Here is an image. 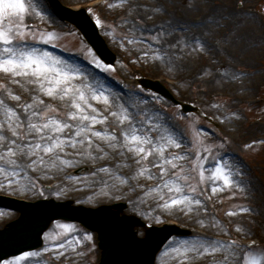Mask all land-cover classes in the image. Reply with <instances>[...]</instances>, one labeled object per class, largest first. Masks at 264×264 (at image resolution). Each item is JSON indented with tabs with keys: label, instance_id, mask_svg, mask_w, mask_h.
<instances>
[{
	"label": "rangeland",
	"instance_id": "rangeland-1",
	"mask_svg": "<svg viewBox=\"0 0 264 264\" xmlns=\"http://www.w3.org/2000/svg\"><path fill=\"white\" fill-rule=\"evenodd\" d=\"M62 1L73 6L87 7L94 19L100 21L101 34L118 55L110 73H104L89 63L90 59H96L97 63L100 59L80 32L74 26L64 23L52 11L49 2L44 7L41 0H26L30 5L28 12L12 13L10 22L19 25L20 30H23L25 24L33 22L34 28L31 31L46 38L52 32L54 36L46 47L77 67H82L85 73H91L92 76H85V79L95 77L94 86L107 94L136 103L143 99L168 114L183 116L181 124L189 117L197 118L195 123L190 122L188 126V136L199 131L197 125L203 126V135L195 148L189 144L186 136L182 149L173 147L169 151L176 155H182V150L204 153L210 151L215 161L232 170V178L239 180L240 184L228 186L222 180L214 182L211 179L213 169L210 163L206 166L203 177L198 171L191 172L189 176V183L197 188L198 193L203 194L202 204L192 205V211L186 205L169 206L165 210L162 205L174 194L157 190L161 174L158 169L151 167L153 157H148L141 165H135L113 153L94 165L90 162L74 165L72 161L78 157L72 153L84 150L77 146L76 149L70 148L65 154H60L69 163L56 161V167H48L51 161L56 160L55 155L45 156L44 165H32L19 158V153L16 156L4 153L6 160H16V163L11 166V170L5 167L0 171V192L31 200L40 197L60 200L72 198L77 203L90 206L121 200L128 203V212L139 215L148 224L160 225L175 221L191 229V235L175 236L169 240L157 256V264H224L223 257H229L236 247L238 257L233 264H245V261L253 259L264 264V216L261 215L264 206V0H162V6L167 8L162 16L153 17L150 10L137 13L140 20L147 14L150 18L148 22L163 23L166 19L175 18L189 24L197 33L200 29L194 22L216 11L218 6H224L226 13L231 15V19L224 21L227 27L217 33L230 41L225 46L231 55L221 56L222 63H216V58L211 55L191 59L179 74L169 70L171 65L158 67L152 62L151 55L148 58L142 57L135 50L138 45L130 43L135 35V29L130 27L133 8L141 6L148 9L155 0ZM182 35V31L177 32V36ZM202 70L213 73L215 83L199 79ZM141 76L161 79L179 99L198 105L201 112L211 116L218 127L199 113L184 115L180 106L146 90L137 83L136 79ZM137 88L142 90V95H137ZM17 95L21 96L19 101L14 98ZM41 98L45 100V105L40 107L46 106L45 110L51 118H66V101L59 97ZM35 99V93L30 92L27 85L22 87L14 83L10 76L0 72V125L18 127L17 116L14 114L18 112L20 120L25 122V126L18 129L23 135L27 132V124L38 122L28 119L30 113L23 112L22 107L26 103L32 104ZM96 107L107 115L99 102ZM10 108L14 112L9 111ZM57 108L60 109L59 113L55 111ZM115 126L116 118L109 117L108 123L94 127L96 130H106ZM94 140L99 142L96 137ZM3 142L0 140V143ZM213 142L217 145L215 148L212 147ZM205 158L209 159L207 155ZM187 160L195 161V156H188ZM4 162L5 160L0 159V165ZM173 163L185 169L184 173L177 171V177L187 175L189 165L186 161L178 160ZM105 164L109 166V172L100 173L96 177L88 175L90 171ZM83 165L91 166V170L75 175L73 169ZM141 167L145 169L142 174L139 172ZM162 178L167 183L169 174H163ZM8 179L12 180L11 185L7 184ZM48 184L51 186L48 187ZM177 184L178 179L172 180L169 187L175 188ZM135 185L142 187L130 190ZM214 186L216 191L212 190ZM255 214L261 216L254 217ZM17 216L18 213L13 210L0 208V228ZM220 223L224 224L227 239L233 240L225 245L211 233ZM241 228H246L248 231L245 235L251 234L252 238L245 241L241 234L234 231ZM85 233L91 235L92 239L88 240ZM250 240L256 241L255 244ZM57 244L64 247H54ZM194 249L206 251L199 255ZM27 253L29 255L26 257L19 255L0 264H96L100 256L94 232L81 224L64 221H55L44 234L43 246Z\"/></svg>",
	"mask_w": 264,
	"mask_h": 264
},
{
	"label": "snow or ice",
	"instance_id": "snow-or-ice-1",
	"mask_svg": "<svg viewBox=\"0 0 264 264\" xmlns=\"http://www.w3.org/2000/svg\"><path fill=\"white\" fill-rule=\"evenodd\" d=\"M41 3L47 7V0H41ZM29 7L26 0H0V72L10 76L14 83L22 87L27 85L29 91L35 93V101L32 104L26 103L22 107L23 112L30 113L28 119L38 121L27 124V132L21 135L18 129L23 128L25 122L20 120V113L9 109L17 116L18 127L0 125V140L4 141L0 143V159L5 160L0 165V171L5 167L11 170V166L16 163V160H6L4 153L13 156L19 153V158L32 165H44L45 156L55 155L56 160L51 161L48 167H56V161L63 164L69 163L60 154H65L70 148L76 149L77 146H81L83 151L72 153L78 157L72 161L74 165L83 162L94 165L98 160L109 157L113 153L135 165H141L148 157H153L151 167L158 169L161 174V182L156 186L157 190H166L174 194L169 197L166 204L162 205L165 210L169 206L186 205L189 211H192V205L202 204L203 194L198 193L197 188L189 183V176L191 172L198 171L203 177L206 166L210 163L213 169L211 179L214 182L222 180L225 185L231 186L236 183L239 186L240 181L232 178V170L215 161L212 152L182 150V155H176L169 151L173 147L182 149L185 138L188 136L189 123H195L197 118L189 117L181 124L183 116L168 114L143 99L136 103L120 96L113 97L95 87V77L85 79V76L91 77V73H85L82 67H77L46 47L54 36L52 32H49L46 38L44 35L31 31L27 24L23 26V30H20L19 25H13L10 22L12 13L26 14ZM149 10L153 17L162 16L167 12V8L162 6V0H155L148 9L141 6L134 7L133 22L130 27L135 29V35L130 43L138 45L135 50L142 57L148 58L151 55L152 62L158 67L171 65L169 70L179 74L191 59L211 55L216 58V63H222L221 56L231 55L225 46L230 41L226 36L217 35L220 29L227 27L224 21L231 19V15L226 13L224 6H218L216 11L194 22L200 29L199 33L194 32L189 24L175 18L166 19L163 23L148 22L150 18L147 14L144 15L143 20L137 18V13H146ZM96 23L99 25L100 21L96 20ZM178 31H182L184 35L177 36ZM124 39L126 40L127 37ZM89 63L104 73H110L113 70V65L106 64L103 60L97 63L96 59H90ZM240 74L243 75L242 72ZM198 78L206 83H215L214 74L208 71L202 70ZM136 93L143 94L139 88L136 89ZM41 97H59L66 101L68 108L66 118H51L49 112L45 110L46 106L40 107L45 105V100ZM14 98L19 101L21 96L17 95ZM97 102L104 106V112L107 115L96 107ZM55 111L59 113L60 109L57 108ZM109 117L116 118L115 127H109L106 130L95 129L94 126L97 124L108 123ZM197 127L199 131L188 136V142L193 148L203 135V126L197 125ZM94 137L98 138L99 142H96ZM216 146L213 142L212 147ZM205 155L209 159H206ZM188 156H195V161H188ZM178 160L188 163L187 175L177 177V171L185 172V169L173 163ZM119 164L118 161L117 165ZM144 170L141 167L139 172L142 174ZM109 171V166L105 164L95 171H90L88 175L96 177L100 173ZM237 171L240 170L237 169ZM166 173L169 174L167 183L162 178ZM177 179V186L169 187L172 180ZM7 184L11 185L12 180L8 179ZM113 187H116L115 184ZM135 187L142 186L135 185L130 190H135ZM212 190L216 191V186ZM241 211L245 210L241 209ZM84 235L88 240L92 239L88 233ZM54 247L63 248L64 245L57 244ZM212 250L215 251L214 248ZM194 251L203 255L206 249H194ZM22 255L26 257L29 253L24 252ZM230 255L234 256L235 253ZM184 258L188 259V257ZM223 260L224 264H231L229 257L225 256ZM245 264H261V262L253 259L245 261Z\"/></svg>",
	"mask_w": 264,
	"mask_h": 264
},
{
	"label": "water",
	"instance_id": "water-1",
	"mask_svg": "<svg viewBox=\"0 0 264 264\" xmlns=\"http://www.w3.org/2000/svg\"><path fill=\"white\" fill-rule=\"evenodd\" d=\"M64 19L74 23L85 35L97 53L107 62L113 63L116 55L108 48L99 33L96 22L86 9L74 11L52 0ZM140 82L164 96L178 102L172 93L159 81L141 78ZM186 110L195 107L183 104ZM0 205L20 211V216L0 230V261L12 255L40 247L43 233L56 219L81 221L98 233L101 258L99 264H155L156 255L174 234L190 231L175 224L147 226L135 214H127L125 202L103 204L96 208L76 205L73 200L57 201L53 198L36 202L0 195ZM146 227L145 236H139L140 227Z\"/></svg>",
	"mask_w": 264,
	"mask_h": 264
},
{
	"label": "bare ground",
	"instance_id": "bare-ground-1",
	"mask_svg": "<svg viewBox=\"0 0 264 264\" xmlns=\"http://www.w3.org/2000/svg\"><path fill=\"white\" fill-rule=\"evenodd\" d=\"M253 186V184H252ZM263 211L261 212V215L264 216V206L262 207ZM261 215H254V217H259ZM253 217V218H254ZM219 227V228H218ZM224 227V224L220 223L218 225L215 226V229H213L211 231V233H213V235H215V238L218 239V241L222 244V245H225L227 242H231L233 240H228L227 237H226V231L225 229L223 228ZM235 232H237L238 234H241L242 236L241 237H244L243 239L245 241L249 240L250 238H252V235L249 234V236H246L245 233H247V229L244 228V229H240V230H237V229H234ZM229 246H232V245H229ZM232 247H236V246H232ZM238 248V247H236ZM234 248V251H232V253H235L234 256L230 255L229 254V260L231 261V264H233L235 262V260L237 259L238 255L236 254V251H238V249Z\"/></svg>",
	"mask_w": 264,
	"mask_h": 264
}]
</instances>
